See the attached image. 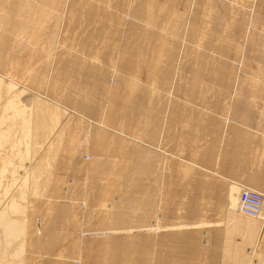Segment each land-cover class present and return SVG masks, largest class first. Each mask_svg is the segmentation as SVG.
Here are the masks:
<instances>
[{
    "label": "rangeland",
    "instance_id": "rangeland-1",
    "mask_svg": "<svg viewBox=\"0 0 264 264\" xmlns=\"http://www.w3.org/2000/svg\"><path fill=\"white\" fill-rule=\"evenodd\" d=\"M201 1L41 0V6L47 8L44 12L43 29L40 27L41 23L38 22L40 24L39 27L36 26L38 32L35 29L34 36L31 34V36L24 37L22 44L18 39L16 40V37L8 39L12 42L15 38L16 44L21 45L18 48L22 51L17 53L16 50H9L2 60L4 68L2 67L1 72L25 86L26 90L20 96L22 105L26 104L25 108H32L27 103L32 101L31 98H40L49 102L43 98L49 74L50 79L52 77L50 85L59 88L55 90V93L59 92L57 95L60 97L66 95V98L70 100L68 102L70 109L80 114L75 117L73 113L70 114L73 111H70L71 116L62 118L63 124L58 123L54 126L55 128L53 127L54 135L51 134V130L43 128L49 133L51 140L48 139L45 143L46 147L42 148L40 172L35 170L34 160L31 165L26 162L31 159L32 155L31 153L26 154L25 144L23 146L20 144L22 147L18 145L19 149L16 147L14 150H11L9 141L8 144L5 141L4 146H0V159H7L6 161L3 159L5 162L1 160L0 166L1 171H4L3 168L6 169L4 175L0 172L5 176V178L0 176V181L2 180V184L0 183V216L10 222L15 220L13 222L16 224L19 221L22 222L18 226L21 229H18L21 232L19 237V232L15 233L10 239V244L5 240L7 236L4 230L5 224H2L6 220L0 221V264H12L14 261L12 255L18 251L23 242L26 247L28 243V249L32 251L27 261L19 258V261L21 259L26 261L25 264H63L60 261L68 262L76 256H79L76 262L82 264H128V262L129 264H192L198 262L193 256L197 254L196 247H193V240L188 238L200 231L196 229L161 231L158 234L149 231L130 234L122 232L114 237L115 240L107 244H104L101 238L82 240L83 235L88 231L97 230L105 225L111 226L109 222L112 215L118 216V226L123 229L150 226L156 223H162L161 225L167 227L178 223L189 224L200 221L209 223L210 227L207 226L208 228L203 231H210V236L206 235L208 239L200 240L203 243L200 246L201 251L206 255L205 257L217 254L219 261L216 264L224 263L221 259L224 248L225 231L223 230L227 227L226 221L229 216L226 204L222 206L219 201L222 200L221 197L224 198L223 189L228 190L230 182L223 177L231 176L229 174L233 172L235 174L231 176L233 177L231 181L241 184L249 172H254L261 177L264 183V155L262 153L264 152V36L261 35L264 30L262 21L264 20V0L256 16L260 24L254 33L253 42L248 44L243 41L245 28L241 25H243L244 16L237 17L236 10L239 9L241 12L247 10L246 12L250 13L248 11L251 10L250 7L254 0H220L222 6L218 5L214 9V17L211 15V8L214 5L211 0ZM43 2L45 5H42ZM193 2L195 4H192ZM135 8L138 9V16H136L138 19L132 21L131 14H135L133 11ZM37 9L35 4L34 13ZM206 14L208 15L205 16ZM201 15L205 17L202 16V18ZM212 23L216 24L214 28ZM10 29L8 33L12 31ZM210 29H215L212 41L210 35L205 34V31ZM54 42L59 47L58 54L66 52L65 55L68 56V58L65 56L67 60L63 57L67 61L64 65L56 62V65L53 64L52 67L50 64L51 57L46 49L49 48L50 43L55 45ZM43 44L45 45L43 50L36 49ZM220 47L224 50L228 49L226 56H230L231 60L236 59L234 56L241 54L248 57L246 63L248 69L242 82L238 84L237 97L233 101L231 95L233 94L232 83L235 71L232 68L233 63H230L231 68L228 69L225 80L221 81L222 74L216 68V63L220 58ZM236 47H239V50L235 51ZM77 49L81 50V53ZM203 52L205 62L201 59ZM74 56L79 58L77 59L79 66L76 69L72 68ZM124 61H130L136 65L137 71L134 75L137 81L135 83L130 79L128 81L132 86L129 94L122 85L117 86L119 79L127 78L123 76L127 71L123 68ZM161 63H167L168 66L161 69ZM158 67L160 72L161 70L168 71L166 87L158 84L161 76L160 72L157 73ZM85 68H89L93 73L88 81L82 79L81 76ZM50 72L53 74L51 75ZM150 84L161 87L160 91L151 92L153 86L149 88ZM4 89L3 87L2 92H5ZM171 89L174 94L178 95L184 115L181 117L180 110L179 118L176 119L173 130H170V143H166L165 139L169 133L163 130L167 122L163 106L167 104L168 93ZM4 92L1 93L4 96L1 99L2 102L0 101V109L6 102V99H3L6 96ZM143 92L149 94L147 95L149 99L142 97ZM83 97H89L93 106L76 108L75 106H78V102L84 99ZM238 99L240 103H243L241 106L247 103V108H250L247 121L241 114L234 117L233 109ZM55 101L64 102L62 98H57ZM87 107L92 108L86 114L84 113L86 120H83L81 111ZM242 108L239 113H243ZM188 109L208 110L201 112L200 117L199 115L192 116L198 117L200 123L205 121L206 123L200 126L193 118L186 120L185 111ZM2 112H0V117ZM8 113L10 116L7 122L0 120V133L11 134V139L15 141L25 134L21 130L25 122L20 116L15 115L12 109H8ZM26 113L28 115V112ZM227 117L235 122V130L244 134H223L224 120ZM69 120L71 122L67 126ZM77 123L83 126L80 125L75 129ZM94 125L99 127V134H93L92 126ZM8 126L14 129L10 128V132L5 133L9 130ZM126 126L131 127V130L126 129ZM147 126L153 130V134L144 133ZM110 127H113V130ZM102 128H107L109 131ZM196 130L200 134H197ZM68 132L73 135L71 140ZM205 134H215L216 143L221 141L220 147L217 144L213 147L215 161L226 157L235 162L227 161L223 164L216 161L208 166L209 169H206L205 146L211 137H205ZM69 140L71 144L83 143L84 150L79 157L64 153L66 151L64 147H70ZM262 146L263 149H261ZM221 150L224 151L221 152ZM139 152L152 155L151 160L153 161L149 160L150 164L147 162V166L152 167L154 163L156 169L145 170V172L143 169H136L135 164L142 168L146 164L140 162L137 156L134 157ZM179 159L188 163L193 160L192 163L199 164L210 172L198 166V168L191 167L192 165ZM245 159L254 161V164L246 167ZM106 160L109 163L118 164H110L111 169L108 166L102 172L100 170L102 162ZM21 162L24 168L21 167ZM6 163L8 164L4 165ZM113 165L117 170H113ZM179 165L186 167L190 174L184 173L180 167L175 168ZM92 168L96 169L90 170ZM212 170L219 172L223 177L212 174ZM177 171L178 175H174ZM28 172L32 176L26 186L24 180ZM143 174H146V177ZM134 181L135 185H133ZM137 182L141 184V187H134ZM205 183H222L223 187L217 190L207 187ZM262 192L264 193V187ZM42 193L43 196H41ZM85 198L87 202L84 201ZM72 200L78 206L75 203L72 204ZM13 202L19 205L18 210L10 207ZM123 202L125 210H114ZM41 221L48 226L46 231L43 230L44 233L38 229ZM24 228L25 231L28 230L25 233ZM70 229L76 232L74 243L66 248L70 244L67 241L59 247V243L68 237H64V232L69 233ZM233 232V248H235L241 242L242 233L240 230L238 231L240 235L234 230ZM44 242L46 245H52L53 248L57 246L59 251L65 250L67 254L61 256L54 249L39 252L37 248ZM26 253L24 252L23 258ZM44 253L47 255L41 256ZM203 260L204 257L201 254L200 261L203 264L215 262L211 259Z\"/></svg>",
    "mask_w": 264,
    "mask_h": 264
},
{
    "label": "bare ground",
    "instance_id": "bare-ground-1",
    "mask_svg": "<svg viewBox=\"0 0 264 264\" xmlns=\"http://www.w3.org/2000/svg\"><path fill=\"white\" fill-rule=\"evenodd\" d=\"M45 1V0H43ZM47 1V0H46ZM201 1V0H200ZM204 1V0H203ZM263 0H254L253 3H252V6L250 7L251 10L248 11L250 13H247L246 11L245 12H241L239 9L236 10V16L239 17L240 15L241 16H244L243 18V26L245 28L244 30V39L243 41L245 43H252L253 42V36H254V33L257 31V28L259 26V20L256 19V16L257 14L259 13L260 11V7L262 5V2ZM49 2V1H48ZM52 2V1H51ZM202 2V1H201ZM201 2H198V4H201ZM211 2L214 4L213 7L211 8V15L212 17L215 16L214 14V9L218 6V5H221V1L220 0H211ZM44 3V2H43ZM42 5H45V3ZM211 3V4H212ZM237 3V2H236ZM35 4L37 5V12L34 13V6ZM192 4H195V2H193ZM260 4V5H259ZM47 5V4H46ZM49 8V6H47ZM132 9V8H131ZM221 9V8H220ZM47 10V8L45 6H41V0H40V3H39V0H0V101L2 102V97L4 95H1L2 92V88L4 87L5 89V92L6 93V96L5 98H3L4 100L6 99V102L3 103L4 106L2 105V109H0L2 112L1 113V121L5 120L4 122H7L8 121V118H9V113H8V109H12V111L15 113V115L17 116H20L22 118V121L25 122V125L22 126L21 124V130L22 132H25V134H22V136H19V138H17L15 141H13L11 139V134H9L8 132H10V128L8 131H6L5 133H8V134H1L0 133V146H4V142L6 141L7 144H8V141L11 142V150L15 149L17 147L18 148V145H22L25 144L27 150H26V154L28 155V153H31V161L28 160L26 162H28L29 165L32 164L33 160L36 162L35 164V170H37V172H40V166L42 164V148L45 146L46 147V142L47 140L49 139V133L45 130H43V128H45L46 130H51V134H53L55 125H57L58 123H62V118L66 117V116H71L69 115V112L70 111H73L70 109V106L68 104V102L70 101L68 98H66V95L62 97L57 95L59 94V92L56 94L55 93V90L57 91V89L59 88H56L54 86H51L50 85V81H52V77L50 79V75L48 74V77H47V82H46V89H44V96L43 98H45L46 100H48L49 102H45V100H41L39 97V99H36V98H31V102H27L29 105L32 106V108L28 109V108H25L26 104H23L22 105V97H20L21 95L24 94V90L25 89V86H22L20 82L16 81L14 78H9L5 73L1 72V69L3 67V64L2 63V60L4 58L5 55H7L6 53H8L9 50H16L17 53L22 51V49H19L18 47L21 46V45H17L16 41L14 39H12V42H9L8 39H10L11 37H16V40L18 39L22 44L23 41H24V37H27V36H34L36 33H35V29L36 31L38 32V22L41 23V29H43L42 27L44 26V21H43V18H45V11ZM54 10V9H53ZM133 11L135 12V14H131V20L132 21H136L138 19V9L135 8L133 9ZM54 12V11H53ZM205 12V10L203 11V13ZM202 13V14H203ZM208 14H206L205 16H207ZM260 15V14H259ZM204 16V15H201V17ZM204 16V17H205ZM217 16V15H216ZM226 17V16H225ZM203 18V17H202ZM208 19V18H207ZM263 23H264V20H262ZM133 25H135V23H133ZM216 24L215 23H212V26L214 28ZM38 26V27H36ZM9 28H11L10 30H12L10 33L9 32ZM27 29H30V30H27ZM40 29V28H39ZM228 29V28H227ZM214 30L210 29V30H207L205 31V34H209L210 35V39L212 41V38L214 35ZM40 32V31H39ZM193 35H194V31H192ZM218 34V33H217ZM192 35V36H193ZM262 36H264V30L262 31ZM151 38V37H149ZM239 38V37H238ZM17 40V41H18ZM51 42V41H50ZM53 42V41H52ZM241 42V41H240ZM55 43V42H54ZM59 43V42H58ZM190 44V43H189ZM188 44V45H189ZM220 44V43H219ZM60 45V44H59ZM247 47V46H246ZM40 48L43 50L45 48V45H39L36 49L40 51ZM58 45L57 43H55V45L53 43H50L49 45V48L46 49L49 54H50V57H51V61H50V64L51 66L53 67V64H55L56 62L60 63L61 65H64L67 63V58L68 56L65 55L66 52H59L58 54ZM225 48V47H224ZM35 49V50H36ZM205 49V48H204ZM244 49V46L242 47V51ZM78 50V49H77ZM227 48H225V50L223 49V47H220L219 48V54H220V58L218 60V62L216 63V68L219 70V72L222 74L221 75V81H224L225 78H226V73L228 72V69L231 68V65L230 63H233V69L235 71V75H234V82L232 83V90H233V94L231 95V100H236V97H237V90H238V84H240L245 76V73H246V70L248 69L247 67V61H248V57L246 55H239V56H234L236 59H233L231 60L230 56H226L227 54ZM236 50H239V47L235 48V51ZM15 51V52H16ZM38 51V52H39ZM62 51V49H61ZM66 51V50H65ZM69 51V50H68ZM81 51V50H80ZM79 50L78 52L81 53ZM184 51V50H183ZM14 52V51H13ZM205 54H206V51H204ZM204 52L203 54L201 55V59H203V62H205V55H204ZM208 52V50H207ZM77 53V52H76ZM14 54V53H13ZM209 55V54H208ZM207 55V56H208ZM65 56H67V58H65ZM63 57L66 59H63ZM247 57V58H246ZM71 58V57H70ZM8 59V58H7ZM13 59V58H12ZM79 59L77 56H74V61L72 62V68L73 69H76L78 66H79V61L77 60ZM200 59V60H201ZM209 59V58H208ZM10 61V59H9ZM153 64V63H152ZM7 65V64H6ZM56 65V64H55ZM7 67V66H6ZM60 67V65H59ZM71 67V65H70ZM204 67V65H203ZM4 68V67H3ZM123 68H125V71L126 72V75H123L124 77H127V78H122V79H119L118 81V85L117 86H121L124 87L128 94L129 92H131V88L132 86L130 85L131 83H129V79L135 83V81H137V78L134 76L136 75L137 71H136V65H134L133 63H131L130 61H124V64H123ZM148 69V68H147ZM5 71V70H4ZM69 71V70H68ZM83 73L81 74L82 76V79L88 81L89 80V77L90 75H92L93 73L90 71L89 68H85L84 70H82ZM63 72V71H62ZM160 70H159V67H158V70H157V73H159ZM8 73V72H7ZM53 74V72H50V74ZM66 73V72H65ZM92 73V74H91ZM51 74V75H52ZM103 74L106 76L105 74V71H103ZM140 74V73H139ZM161 76L159 78V85H162L165 86L167 85L166 82L167 81V77H168V71H164V70H161L160 72ZM67 75V74H66ZM80 75V74H79ZM141 75V74H140ZM98 76V75H97ZM101 77V76H99ZM62 80V79H61ZM258 80V79H257ZM103 82V80H101ZM100 81V82H101ZM54 82V80H53ZM139 82V81H138ZM171 82V81H169ZM66 83V81L64 82ZM97 83H99V81H97ZM4 86H3V85ZM3 87H2V86ZM38 86V85H37ZM97 86V85H96ZM150 86H153V91H160V88L161 87H157L156 85H153V84H150L148 85V87L150 88ZM2 87V88H1ZM19 87V88H18ZM166 87V86H165ZM173 89V88H172ZM172 89L170 90V92L168 93V99H167V105L168 107H165L166 106V103H165V113L167 115V122L164 124V129L163 130H167L168 133L170 134V130L174 128V123L176 121V119L179 118V111L181 110V117L184 115V110H183V107L182 105L179 103V97L178 95L174 94V92H172ZM150 91H148L149 93ZM37 93V92H35ZM50 93V94H49ZM39 94V93H37ZM152 94V93H151ZM145 95V96H144ZM149 94H142V97H145V98H148L149 97L147 96ZM39 96V95H38ZM82 96V95H81ZM141 97V98H142ZM63 99L64 102H57L55 101V99ZM84 99H81L80 102H78V106H75L76 108H83V107H86V106H93V103L90 102L89 100V97H83ZM3 100V101H4ZM74 101V100H73ZM77 101V100H76ZM118 102V101H117ZM231 102V101H230ZM72 103V102H70ZM250 103V102H249ZM241 104H243L242 102L240 103V100L238 99L237 102H236V106L234 107L233 111H234V117H238L240 114L243 116L244 120L247 121V118L250 114H248L250 112V108L248 109L246 106V104L244 106H241ZM252 105V104H251ZM243 107V108H242ZM74 108V107H73ZM92 107H87L85 109H83L81 111L82 114V119L83 120H86V116L84 115V113L86 114ZM225 108V106H224ZM223 108V109H224ZM226 108L227 105H226ZM225 108V109H226ZM240 108H242L243 110V113H239V110ZM28 109V110H27ZM229 109V108H228ZM228 109H226L228 111ZM224 110V111H226ZM182 111H183V114H182ZM206 112L208 110H203V109H200V111H197V110H191V109H188L185 111V115L187 117L186 120H189L190 118H193L194 120L197 121V123L202 126L206 123V121L204 123H200V119L198 117H192V116H196V115H199V117L201 116V112ZM227 111H226V114H227ZM28 112V115L27 113ZM75 116V117H78V115L80 114L79 112L76 113V112H70V114H72ZM232 114V113H231ZM154 118V117H153ZM225 125H224V128H223V134H244L242 132L238 133L236 130H235V122H233L229 117L225 118ZM65 122V121H64ZM70 120H69V123L67 124V126L70 124ZM187 123H189L187 121ZM246 123V122H245ZM5 124V123H3ZM92 124V123H90ZM100 124H101V121H100ZM2 125V124H1ZM14 125V124H13ZM65 125V123H64ZM82 125L81 123H77L76 126H75V129ZM163 125V124H162ZM15 126V125H14ZM83 126V125H82ZM3 127V126H2ZM48 127V128H46ZM54 127V128H53ZM60 127V126H59ZM111 128V127H110ZM113 128V127H112ZM111 128V129H112ZM115 128V127H114ZM11 129H14V128H11ZM16 129V128H15ZM74 129V130H75ZM102 129H107V128H102ZM126 129L128 130H131V127H127L126 126ZM1 130V129H0ZM17 130V129H16ZM92 130H93V134H99V127H97L96 125L92 126ZM109 131V129H107ZM113 130V129H112ZM111 130V131H112ZM135 131V130H134ZM142 131V130H141ZM197 131V134H200L198 133V130ZM33 132H35V134H33ZM56 132V131H55ZM113 132V131H112ZM136 133V132H135ZM145 134H153V130L149 129V127L147 126L146 128V131L144 132ZM142 132V134H144ZM163 133V131H162ZM68 134H70V140L72 139V136L71 133L68 132ZM216 134V133H215ZM52 135L50 137H52ZM250 135V134H249ZM139 136V135H138ZM54 137V136H53ZM135 137V136H134ZM145 137H148V136H145ZM165 137V135H164ZM15 139V137H13ZM66 138V137H65ZM68 138V137H67ZM137 138V137H136ZM152 139V137H150ZM69 139V138H68ZM133 139V138H132ZM148 139V138H147ZM165 139V138H164ZM51 140V138L49 139ZM67 140V139H66ZM69 140V142H70ZM89 139H87L88 141ZM25 141V143H24ZM51 143V141H49ZM67 142V141H66ZM68 142V143H69ZM3 143V144H2ZM70 144V147H64V153H69V154H72L74 155L75 157H79V155L81 154L82 150H84L82 148V144L83 143H79L78 144H71V142L69 143ZM90 144V143H89ZM152 144V143H151ZM20 145V147H22ZM87 146V144H85ZM10 146V145H9ZM64 146V145H63ZM148 146V145H147ZM264 146V145H263ZM263 146L261 147V149H263ZM85 147V146H84ZM150 147V146H149ZM46 149V148H45ZM52 149V148H51ZM153 149V148H152ZM246 149V148H245ZM248 149V147H247ZM44 150V149H43ZM63 150V149H62ZM86 150V149H85ZM144 151H147V150H144ZM24 152V151H23ZM47 152L49 153V150L47 148ZM151 153V150L149 151ZM19 153V152H18ZM21 153V151H20ZM263 155H264V152L262 151ZM62 155V154H61ZM0 156H1V153H0ZM15 156V155H14ZM17 156V154H16ZM58 156V155H57ZM138 157L140 159V162H144L146 164L143 165V168L142 167H137V164H135L136 166V169H143V171L145 172V170H152V169H156V167H154V163L152 164V167H148L147 165V162L150 164V161L152 162L153 159L151 160L152 158V155H150L149 153L147 152H139V154H136L134 155V157ZM173 157V156H172ZM3 158V157H2ZM17 158V157H16ZM23 158V157H22ZM4 159V158H3ZM3 159H0V166H1V160ZM21 159V158H20ZM49 159V158H48ZM178 159V158H177ZM194 159V158H193ZM224 159H226V157H224ZM5 160V159H4ZM3 160V161H4ZM7 160V159H6ZM5 160V161H6ZM11 160V159H10ZM9 160V161H10ZM22 160V159H21ZM58 160V159H57ZM95 160H97L95 158ZM94 160V161H95ZM144 160V161H142ZM150 160V161H149ZM180 161L182 162H185L181 159H179ZM4 161V162H5ZM12 161V160H11ZM47 161V160H46ZM99 161V160H97ZM193 162V160H190ZM230 162V159H226L225 162H222L223 164H225L226 162ZM234 161V160H233ZM246 159L244 160V163H246ZM48 162V161H47ZM188 163V162H185L187 164H190L192 165L191 167H201V169H204L202 166H200L199 164H194V163ZM235 162V161H234ZM241 162V161H240ZM24 163V161H23ZM22 162L20 163L21 164V167ZM237 163H239V161H237ZM8 163L4 164V165H7ZM13 164V163H12ZM11 164V165H12ZM19 164V163H18ZM27 164V165H28ZM49 164V163H48ZM102 166H101V169L102 172H104L105 168H107L110 164H118V163H113V162H110L108 160L102 162ZM25 165V164H24ZM26 165V166H27ZM50 165V164H49ZM171 165H174V164H171ZM9 166H10V163H9ZM13 166V165H12ZM92 166H93V162H92ZM96 166V165H95ZM25 167V166H24ZM23 167V168H24ZM97 167V166H96ZM113 167V170H117V168H115V165L112 166ZM148 167V168H146ZM180 167V170L183 169L184 173H187L188 175L190 174L189 171H187L188 169L182 165H179V166H176L175 168H179ZM197 167V168H198ZM47 168V167H46ZM124 168V167H123ZM122 168V169H123ZM131 168V166L129 167ZM128 168V169H129ZM167 168V167H166ZM30 169V167H29ZM49 169V168H48ZM52 169V167H51ZM96 169V168H95ZM95 169H90V170H95ZM104 169V170H103ZM109 169L110 166H109ZM120 168H118L119 170ZM2 170H6V169H2ZM205 171L207 172H210L206 169H204ZM4 171H1L4 175ZM12 171V170H11ZM14 171V170H13ZM27 171V170H26ZM163 171V170H162ZM179 171V169H178ZM178 171L176 172L177 174H174V175H178ZM22 172H24V170H22ZM182 172V171H181ZM212 174L214 175H220L219 172H213V170L211 171ZM2 173L0 174L1 178H2ZM12 173V172H11ZM15 173V171L13 172ZM12 173V175H13ZM47 173V172H46ZM52 173V172H50ZM98 173V172H97ZM118 173V172H117ZM116 173V174H117ZM175 173V172H174ZM7 174V171L5 172V175ZM29 174V176H28ZM28 174L26 173V179L24 180V185L27 186V181L31 179V176L30 173L28 172ZM33 174V173H32ZM119 174V173H118ZM222 174V173H221ZM25 175V174H24ZM145 177H146V174H143ZM161 175V174H160ZM15 176V174H14ZM38 176V174L36 175ZM173 176V175H172ZM171 176V177H172ZM181 176V175H180ZM178 176V177H180ZM184 176V174L182 175ZM185 176H187L185 174ZM221 176V175H220ZM5 178V176H3ZM43 177V176H42ZM53 177V176H52ZM119 177V176H118ZM223 177V176H221ZM224 179L225 176L223 177ZM177 179V178H176ZM18 180V179H17ZM179 180V179H178ZM227 182L228 180L230 179H226ZM39 181V179H38ZM180 181V180H179ZM2 182V180L0 181V183ZM183 182V181H182ZM182 182H181V185H182ZM231 182V181H230ZM184 183V182H183ZM2 184V183H1ZM1 184H0V187H1ZM30 184V183H29ZM131 184V183H130ZM207 187H213V188H216L217 190L221 187H223V184L222 183H212V184H209V183H205ZM16 185V183L14 184ZM129 185V184H128ZM133 185H135V181L133 183ZM184 185V184H183ZM7 186V185H6ZM38 186V185H37ZM230 187H228V190L223 189V192L225 194L224 198H222L220 202V204L223 206L224 203L226 204V207H227V213H228V216L229 218L227 219L226 221V224H227V227L225 228V230H223L224 232V248H223V254H222V260L224 261L223 264H264V255L260 254L258 251H257V246H258V242L260 240V236H261V233H262V229H263V224L264 222H261L260 220H257V219H254V218H251V217H248V216H245L243 215L242 213H240L239 209H238V199H239V195H240V192L242 190H251V191H256V192H259L261 193L262 192V188L263 187H257V186H249V187H246V188H242L240 186H234V184L232 185H229ZM242 186V185H241ZM134 187H141V184H139L138 182L136 183V186ZM133 187V188H134ZM9 188V187H8ZM6 187V189H8ZM183 188V187H182ZM2 189V188H1ZM5 189V190H6ZM10 189V188H9ZM8 189V190H9ZM30 189V187H29ZM46 190V189H45ZM138 191V190H137ZM7 192V190L5 191ZM4 192V193H5ZM147 192V191H146ZM49 193V192H48ZM135 193V192H134ZM3 194V193H2ZM8 193H6L7 195ZM50 194V193H49ZM223 194V193H222ZM262 194H264L262 192ZM9 195V194H8ZM3 196V195H1ZM5 196V194H4ZM41 196H43V193L41 194ZM146 196V194H145ZM23 197V196H22ZM144 198V197H143ZM146 199V198H145ZM204 199V198H203ZM15 201V200H14ZM23 201V200H22ZM85 202H87V198H85L84 200ZM143 202V200H141ZM15 203V202H13ZM11 203V206L10 207H13L15 209H19L17 206L19 205H16L17 203L13 204ZM75 203L74 200H72V204ZM80 204V203H79ZM104 204V203H103ZM1 205V204H0ZM75 205H77V203H75ZM86 205V204H85ZM180 205V204H179ZM78 206V205H77ZM107 206V205H106ZM85 207V206H84ZM88 207V205H87ZM125 207V204L124 202L117 205L115 207L114 210L116 211H121V210H125L124 209ZM12 208V209H13ZM104 208V207H103ZM12 209H10L12 211ZM21 209V208H20ZM86 209V208H85ZM98 209V208H97ZM113 209V208H112ZM87 211V210H86ZM216 211V210H215ZM223 212V211H221ZM14 213V212H13ZM113 213V212H112ZM224 213V212H223ZM226 213V214H227ZM16 214V213H15ZM130 216V215H129ZM227 216V215H226ZM1 218V216H0ZM3 218V217H2ZM0 219L4 221L5 217L3 219ZM6 220V219H5ZM15 220H11V222L8 220H6L5 223H2V224H5V228L4 230H6L5 232V235L6 238L5 240L7 242H9L11 244V240L12 239V236L15 235V233L19 232L18 229L20 227L22 223L21 221H17L18 223L16 224L15 222H13ZM259 221V222H258ZM10 222V223H9ZM109 222V221H108ZM7 223V224H6ZM111 226H102L101 228L97 229V230H91V231H88L86 234H82L83 235V238L82 236H80L82 238V240H88L90 238H101L104 242V244H107L112 242L113 240H115V236H118V234L122 233V232H126L127 234L129 233H135V232H143V231H149L150 233H155V234H158L159 232L161 231H178V230H184V229H196V230H200L198 231L197 233L193 234L192 236L188 237L189 240H193V247H196V252L197 254H193L194 256V259H196L199 263V264H203L202 261H200V256L202 254V256L204 257V260L207 259V261H209V259L213 260V261H216V258H219L218 255H210V256H207L205 257L206 255H204L201 251V248L200 246L203 245V243H201V239H208L206 238V235H209L210 236V231H203L205 228H208L207 226H209V223H206L204 221H200V222H196V223H189V224H182V223H178V224H174L172 226H164V225H161L162 223H159V224H155V225H145L144 227H126L125 229H123L122 227L119 228L120 226H118L119 224V220H118V216L117 215H112V218L110 219V222H109ZM20 224V225H19ZM225 224V223H224ZM4 226V225H3ZM23 226V225H22ZM118 226V227H117ZM210 227V226H209ZM26 228V227H25ZM25 228H24V233L27 232L25 231ZM46 228H48V226L45 225V223H43L41 221V224H39V231H43L45 229L46 231ZM236 231V233H238V231L240 230L242 233V239H241V242L239 244H237L235 246V248H233V244H234V241H233V237L232 235L234 234L233 230ZM21 230V229H19ZM43 231V233L45 232ZM50 231V229H49ZM48 232V231H47ZM21 232H19L18 234V237L20 235ZM144 233V232H143ZM216 233V232H215ZM149 234V233H148ZM239 234V233H238ZM25 235V234H24ZM27 235V234H26ZM240 235V234H239ZM238 235V236H239ZM22 236V235H21ZM20 236V237H21ZM66 236V235H65ZM235 236V235H234ZM237 236V235H236ZM15 238V237H14ZM66 238V237H65ZM68 238V237H67ZM187 238V239H188ZM56 239V238H55ZM100 239V240H101ZM81 240V239H80ZM13 241V240H12ZM15 241V240H14ZM56 241V240H55ZM76 241H79V240H76ZM77 243V242H76ZM192 243V242H191ZM8 244V243H7ZM21 244V242H20ZM60 244V243H59ZM218 244V243H217ZM30 245V244H29ZM32 245V244H31ZM30 245V246H31ZM36 245V244H35ZM18 247V245H17ZM10 248H11V245H10ZM20 248V250H19ZM18 248V251H16L13 255H12V258H13V263L12 264H25L26 261L28 260V258L31 256V252L30 249H28V243H27V247L25 246V242H23L21 244V246ZM46 248L47 249H51L53 250L54 248L52 247V245H46ZM57 248V246H56ZM55 248V249H56ZM213 248V247H212ZM218 249V248H217ZM16 250V249H15ZM26 250H28V252L26 253ZM2 251V250H1ZM57 253L61 254L62 255H66L67 252L66 251H59L58 249L55 250ZM201 251V252H200ZM24 252L26 253L25 257L23 258L24 256ZM5 253V251L3 252ZM213 253V252H212ZM55 254V253H54ZM58 254V255H59ZM105 254V253H104ZM107 254H108V250H107ZM44 255H47L46 253H44ZM209 255V254H208ZM8 256V255H7ZM57 256V255H56ZM6 257V256H5ZM22 258L23 260L26 259V261H23L22 259L19 261V258ZM77 257V256H76ZM74 257L73 260H70V261H60L62 262L63 264L64 263H69V264H75V262L77 261L78 257L76 258ZM11 258V257H10ZM76 259V260H75ZM2 260V259H1ZM5 260V259H4ZM32 260V259H31ZM203 260V261H204ZM21 262V263H20ZM25 262V263H24ZM30 262V261H29ZM28 262V263H29ZM132 262V261H131ZM105 263V262H104ZM127 263V262H126ZM197 263H192V264H197ZM76 264H82L81 262H76ZM129 264V262H128Z\"/></svg>",
    "mask_w": 264,
    "mask_h": 264
},
{
    "label": "crops",
    "instance_id": "crops-1",
    "mask_svg": "<svg viewBox=\"0 0 264 264\" xmlns=\"http://www.w3.org/2000/svg\"><path fill=\"white\" fill-rule=\"evenodd\" d=\"M160 66H161V69H165V67H167L168 65H167V63H161L160 64ZM165 107H168V105L166 104V106ZM223 136V135H222ZM205 137H211L209 140H208V144L205 146V148H206V151H205V153H206V156H205V166H206V169H209V165L212 163V162H225L226 161V159H223V157H222V159L220 158V159H216V161H215V158H214V146L217 144V146L218 147H220V144H221V141H219V143L217 142L216 143V140H215V134H205ZM170 139H171V136H170V134H167V136H166V143H170ZM218 152L220 151V150H217ZM224 150H221V152H223ZM233 160H230V162H232ZM254 162V161H253ZM253 162H251V160L250 159H247V164H246V167L247 166H250ZM254 164V163H253ZM252 164V165H253ZM245 167V168H246ZM233 174H235V173H233V172H231V174H229V175H233ZM231 176H225V178L226 179H230V180H228L229 182L231 181V179H233V177H231ZM232 184H234V186H240V187H249V186H257V187H264V183L261 181V177H259V175H257L256 173H254V172H249L248 174H247V176L245 177V179H244V181L241 183V184H239V183H235V182H230V185H232ZM242 185V186H241ZM263 229H262V233H261V236H260V240H259V242H258V246H257V251L260 253V254H262V255H264V224H263ZM71 230V229H70ZM65 235L66 236H68L69 238H65L64 239V241L63 242H61L60 244H59V247H61V245H63V244H65V242H67V241H69L70 242V244L68 245V246H66V248H68V247H70V246H72V244L74 243V241H75V239H76V232H75V230H71V232H69V233H67V232H64V237H65ZM56 247H54V250H56V249H58V248H56ZM39 249V252H45V250L47 249L46 248V243L44 242L43 244H42V246H39L38 248H37V250ZM59 250V249H58ZM65 251V250H64ZM41 256H45L44 254L43 255H41ZM71 257V256H70ZM222 257V256H221ZM222 259V258H221ZM219 261V258H216V261L215 262H212V264H216V262H218ZM223 261V260H222Z\"/></svg>",
    "mask_w": 264,
    "mask_h": 264
},
{
    "label": "built area",
    "instance_id": "built-area-1",
    "mask_svg": "<svg viewBox=\"0 0 264 264\" xmlns=\"http://www.w3.org/2000/svg\"><path fill=\"white\" fill-rule=\"evenodd\" d=\"M238 209L243 215L264 222V194L242 190L238 199Z\"/></svg>",
    "mask_w": 264,
    "mask_h": 264
}]
</instances>
